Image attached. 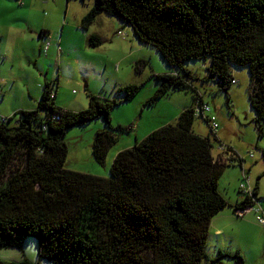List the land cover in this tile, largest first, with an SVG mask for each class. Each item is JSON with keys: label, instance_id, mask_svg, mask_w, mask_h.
I'll return each mask as SVG.
<instances>
[{"label": "trees", "instance_id": "obj_1", "mask_svg": "<svg viewBox=\"0 0 264 264\" xmlns=\"http://www.w3.org/2000/svg\"><path fill=\"white\" fill-rule=\"evenodd\" d=\"M130 26L135 38L154 47L167 66L153 74L158 88L145 105H153L179 90H189L192 102L167 124L114 158L109 177L80 173L65 167V130L102 117L108 129L95 133L92 156L105 163L117 132L111 125L115 100L88 95V108L58 107L45 82L35 110L21 111L0 123V251L21 249L27 238L37 241L39 259L52 264H224L239 252L210 258L207 247L214 217L230 206L219 191L228 167L243 168L244 159L219 141L223 152L213 156L210 136H201L194 121L206 104L192 82L198 77L184 67L206 61L203 83H215L225 93L235 83L232 67H247L249 102L259 138L264 136V0H94L81 19L88 30L99 14ZM48 31H41L44 37ZM89 45H101L99 36ZM149 64L139 61L136 71ZM141 86L117 88L123 101ZM198 110V113H197ZM263 157H264V150ZM257 185L234 207L245 210L259 203ZM0 264H34L27 259Z\"/></svg>", "mask_w": 264, "mask_h": 264}, {"label": "rangeland", "instance_id": "obj_2", "mask_svg": "<svg viewBox=\"0 0 264 264\" xmlns=\"http://www.w3.org/2000/svg\"><path fill=\"white\" fill-rule=\"evenodd\" d=\"M93 4L94 0H50L49 4L46 0H0V123L3 118L16 114L10 122L13 124L20 118L21 111L35 110L46 81L55 94V104L63 109H87L88 95L115 100L112 127L120 125L131 130L116 133V142L109 149L103 165L96 163L92 156L95 133L108 129L102 117L69 127L64 136L67 145L65 167L68 170L109 177L114 152L131 148L136 141L143 140L160 127L176 124L178 116L173 118L176 107L182 109L190 105L193 93L179 90L153 105H145L159 85L152 75L171 68L156 48L140 43L132 28L113 16L101 13L88 30L82 29L81 18ZM42 26L48 34L50 31L49 38L55 43L64 38L65 52L56 55L40 50ZM118 31L123 34L119 35ZM92 33L100 37V46L87 45ZM144 60L149 64L137 72L136 66ZM208 65L209 59L184 63V67L198 77L192 84L210 106L219 128L213 135L209 126L197 118L193 129L201 136H210L214 145L213 156L222 153L218 150L220 141L244 159L242 169L235 165L224 171L219 179V191L227 198L229 193L236 195L241 182L253 188L257 181L262 182L264 191V178L261 177L264 173V136L259 138L253 123L256 115L249 102V70L247 67L231 68L235 83L229 89L230 102L227 105L225 93L218 90L215 83L201 81ZM132 84L141 86L140 91L130 100L123 101L117 88ZM234 187L238 188L234 190ZM259 231L253 226H243L234 241L219 244L212 227L207 254L214 258L221 250L224 254L234 255L241 247L242 252H239L244 264H264V234ZM0 256L6 261L27 259L34 264H52L39 259L37 241L33 238H27L21 249H2ZM222 261L224 264H238L235 257H224Z\"/></svg>", "mask_w": 264, "mask_h": 264}, {"label": "crops", "instance_id": "obj_3", "mask_svg": "<svg viewBox=\"0 0 264 264\" xmlns=\"http://www.w3.org/2000/svg\"><path fill=\"white\" fill-rule=\"evenodd\" d=\"M46 2H48V4H49L50 0H46ZM85 15H83L82 18ZM40 28H41V31H45V29H42L43 26L40 27ZM34 32H36V31L34 30ZM50 34L51 33L49 31V34H46L44 37H39V38H41V42H42L41 43L42 47L40 48V50L43 52L46 42L49 41L50 44L48 46V49H47L46 53H49L51 51L53 54L57 55V53L62 54V52H65L64 38L62 37L61 39L58 40V42L55 43L54 41H52L49 38ZM93 34L97 35L96 33H92L91 35H93ZM89 37H88V39H89ZM88 43H89V41L87 40V45H88ZM55 44L57 45V48L55 47ZM68 44H69V41H68V43L66 45H68ZM61 47H62V49H60ZM165 72H166V69H165L164 73ZM205 103L207 104V102H205ZM188 105H186V106H188ZM186 106L182 107V109H179V107H176L177 112L174 113V117L173 118H176L177 116H179V114L181 112L179 110L183 111V109ZM29 107L32 108L31 105H29ZM205 117H206V114H205ZM200 120L203 121L202 119H200ZM167 123L168 122L164 123V125L167 124ZM118 151L119 150H116L115 152L117 153ZM115 152L112 155V158H115L114 157L115 154H116ZM263 159H264V157H263ZM261 177L264 178V173L262 174ZM249 178L252 179V176L251 177L249 176ZM256 185L258 187V190H257L258 198L260 199V201L257 204V206H260L262 208L263 212H264V204H262L263 201H264V198L262 197V196H264V191H262V182L257 181L253 188H255ZM236 188H238V187H234V190ZM224 198L228 201L230 206H228L227 208H225L222 211H220L214 217V219L212 220L211 226H210V228H212V227L215 228V235L217 237V240H218L219 244L223 243V242L227 243V242H230V241H234L236 239V237H238V233L240 232L241 228H243V226H253V227L257 228L258 230H260L259 232H262L264 234V226H261V225H259L257 223L256 215H255L254 211H249L242 217H240V216L238 217V216H236L234 214V207L236 205L240 204L242 202V200H243L241 194L239 193V191L236 193V195H233L232 193H229L228 197L227 198L224 197ZM235 224H236V226H235ZM234 226H235V228H237L236 231L233 229ZM239 250H240V252H242V248L241 247H240V249H237L238 252H239Z\"/></svg>", "mask_w": 264, "mask_h": 264}, {"label": "built area", "instance_id": "obj_4", "mask_svg": "<svg viewBox=\"0 0 264 264\" xmlns=\"http://www.w3.org/2000/svg\"><path fill=\"white\" fill-rule=\"evenodd\" d=\"M119 35H122V31H118ZM50 42H46L45 46H44V51H47L48 46H49ZM198 113V110H197ZM202 113L206 114V118L209 120V125L210 127L216 132V130L219 128V124L217 123V119L216 117L211 113V108L208 104H205L202 107ZM219 150H221L223 152V148L221 146H219ZM252 157H254V154H251ZM246 178V175H245ZM239 191L243 194V195H251L253 192V188L251 186H248L245 182H241L240 187H239ZM249 211H254L255 215H256V221L259 225L264 226V212L262 210V208L260 206H257V204L253 207L247 208L245 210H239L237 211V215L236 216H244L247 212Z\"/></svg>", "mask_w": 264, "mask_h": 264}]
</instances>
